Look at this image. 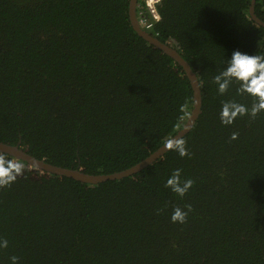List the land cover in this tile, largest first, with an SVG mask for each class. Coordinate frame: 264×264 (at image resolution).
Masks as SVG:
<instances>
[{"label": "trees", "instance_id": "16d2710c", "mask_svg": "<svg viewBox=\"0 0 264 264\" xmlns=\"http://www.w3.org/2000/svg\"><path fill=\"white\" fill-rule=\"evenodd\" d=\"M250 0H137L146 29L196 73L200 113L180 139L132 175L85 183L19 166L0 187V264H264V112L220 122L225 100L251 104L213 77L232 51L264 55ZM129 0H0V141L90 174L142 160L188 119L181 66L139 36ZM254 11L264 21V0ZM237 133L235 139L232 134ZM174 169L193 181L165 187ZM187 211L173 222L175 207ZM190 207V210L188 208Z\"/></svg>", "mask_w": 264, "mask_h": 264}, {"label": "clouds", "instance_id": "9594fccd", "mask_svg": "<svg viewBox=\"0 0 264 264\" xmlns=\"http://www.w3.org/2000/svg\"><path fill=\"white\" fill-rule=\"evenodd\" d=\"M140 26L146 30L141 24ZM213 82L220 95H224L235 84L237 93L251 98L252 101L250 105L235 99L223 101L219 112L222 124L231 125L238 117L247 115L254 118L258 113L264 112V55L248 54L240 50L232 51L231 56L226 58L222 70L213 77ZM236 136L237 133L232 134L233 139ZM165 147L174 150L180 156L188 154L185 142L181 139L170 140ZM19 171V166L0 160V187L13 182ZM192 184L193 181L190 178H182L180 169H174L165 181V187L180 197L188 192ZM186 216L187 211L177 206L172 211L171 220L183 223ZM7 246V239L0 237V248ZM10 259L12 264H17V257L13 256Z\"/></svg>", "mask_w": 264, "mask_h": 264}, {"label": "water", "instance_id": "95a60500", "mask_svg": "<svg viewBox=\"0 0 264 264\" xmlns=\"http://www.w3.org/2000/svg\"><path fill=\"white\" fill-rule=\"evenodd\" d=\"M256 0H250L249 3V15L250 17L256 21L258 24L264 27V21L259 19L254 11V5ZM136 5L137 0H129L128 4V15H129V21L134 29V31L141 36L144 40L149 42L150 44L154 45L161 51H163L165 54L170 56L177 64H179L184 71L185 75L188 78V81L190 83L192 92H193V107L191 110V113L186 120L185 124L174 134L172 135L167 141H165L161 146H159L156 150H154L152 153H150L148 156L143 158L142 160L138 161L137 163L122 169L117 172L113 173H101V174H90L82 172L76 168H65L62 166L53 165L49 162H46L44 160L38 159L31 155L30 153L23 150L19 144H8L5 142L0 141V152L7 154L11 156L12 158L25 162L35 168L44 170L46 172H50L56 175L65 176L69 178H73L75 180H78L80 182L85 183H99L106 180H114V179H120L129 175H132L134 173H137L139 170L147 167L149 164H151L153 161L157 160L159 157H161L167 149L165 147L166 143L170 140H176L180 139L182 136H184L193 126L195 123L201 109L202 99H201V89L198 77L196 73L192 70L191 66L188 64L186 59L172 46L160 41L155 36L150 34L148 31L143 29L136 16Z\"/></svg>", "mask_w": 264, "mask_h": 264}, {"label": "built area", "instance_id": "2783aa9c", "mask_svg": "<svg viewBox=\"0 0 264 264\" xmlns=\"http://www.w3.org/2000/svg\"><path fill=\"white\" fill-rule=\"evenodd\" d=\"M139 23L144 26L146 29L151 28V23L147 22L146 20H144L143 18H139L138 19Z\"/></svg>", "mask_w": 264, "mask_h": 264}]
</instances>
